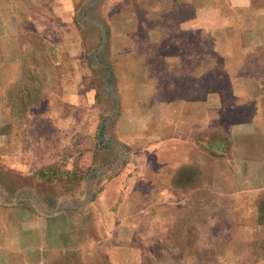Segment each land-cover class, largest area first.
I'll return each mask as SVG.
<instances>
[{
	"label": "crops",
	"instance_id": "1",
	"mask_svg": "<svg viewBox=\"0 0 264 264\" xmlns=\"http://www.w3.org/2000/svg\"><path fill=\"white\" fill-rule=\"evenodd\" d=\"M118 4L101 5V21L83 23L74 0H0V151L13 156L16 140L55 141L57 122L74 129L102 52L117 78V131L142 160L105 170L123 171L125 188L139 194L119 205H141L143 189L174 188L178 154L196 162L205 187L221 190L215 178L224 164L231 188L264 189V0H155L149 16L143 0ZM16 109L25 111H6ZM116 182L85 208L0 202V264H189L149 244L152 229L126 228L110 207L119 199L107 188Z\"/></svg>",
	"mask_w": 264,
	"mask_h": 264
},
{
	"label": "rangeland",
	"instance_id": "2",
	"mask_svg": "<svg viewBox=\"0 0 264 264\" xmlns=\"http://www.w3.org/2000/svg\"><path fill=\"white\" fill-rule=\"evenodd\" d=\"M74 1L78 6L79 21L86 23L101 21L98 8L108 3L119 5L120 0ZM154 2L143 0V6H146L143 15L149 16V11L145 10H149ZM99 39L100 36L97 41ZM94 55L99 67H94L97 73L86 107L77 110V126L70 129L71 125L57 122L52 131L55 141H14L9 148L21 162L16 156L0 151V202H17L31 197L38 203L35 208L47 211L85 208L102 193L103 185L109 186L110 182L119 180L117 187L107 188L108 196L119 199L110 206L111 211L122 213L126 228L152 229L153 235L144 239L149 244L165 246L167 259L173 255L188 259L189 264H262L264 189L231 188L230 174L225 172L227 166L224 164L218 166L215 178L216 185L218 181L221 183V190L205 187L196 162L178 154L174 157V164L179 166L174 174V188L143 189L141 205L137 204V199H131L132 204L119 205L121 197L135 196L136 190L125 188L123 171L105 170L115 171L126 163L139 165L142 160L136 157L134 145L124 143L117 131L120 112L112 59H107L102 52ZM6 111L20 113L25 110ZM43 127L47 133H52L49 125L40 126V130ZM2 143L0 148H5ZM44 148H49L52 155L40 157ZM24 149L28 155L18 156ZM162 151L158 162L164 164L165 152ZM60 154L64 157L75 155L77 159L71 162L65 157L62 160ZM85 154L88 156L82 158ZM72 163L77 167L88 166L93 172L70 173L66 168ZM20 165L38 169L28 173ZM57 196L65 203H54ZM72 200L77 202L66 203ZM157 201L161 205H157Z\"/></svg>",
	"mask_w": 264,
	"mask_h": 264
}]
</instances>
